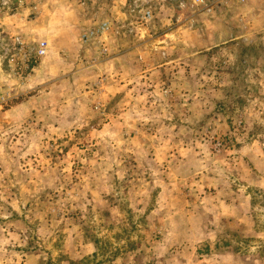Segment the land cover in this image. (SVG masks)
<instances>
[{"label":"rangeland","instance_id":"rangeland-1","mask_svg":"<svg viewBox=\"0 0 264 264\" xmlns=\"http://www.w3.org/2000/svg\"><path fill=\"white\" fill-rule=\"evenodd\" d=\"M88 258L264 264V0H0V264Z\"/></svg>","mask_w":264,"mask_h":264},{"label":"built area","instance_id":"built-area-1","mask_svg":"<svg viewBox=\"0 0 264 264\" xmlns=\"http://www.w3.org/2000/svg\"><path fill=\"white\" fill-rule=\"evenodd\" d=\"M46 52L45 44H42L39 48V55H43Z\"/></svg>","mask_w":264,"mask_h":264},{"label":"trees","instance_id":"trees-1","mask_svg":"<svg viewBox=\"0 0 264 264\" xmlns=\"http://www.w3.org/2000/svg\"><path fill=\"white\" fill-rule=\"evenodd\" d=\"M90 259H84L83 261H80L79 263H72V264H88Z\"/></svg>","mask_w":264,"mask_h":264}]
</instances>
